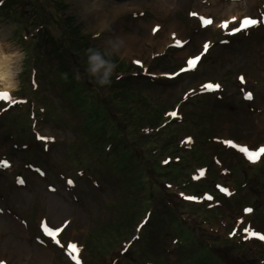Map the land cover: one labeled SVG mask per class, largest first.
Returning <instances> with one entry per match:
<instances>
[{
  "label": "rangeland",
  "instance_id": "1",
  "mask_svg": "<svg viewBox=\"0 0 264 264\" xmlns=\"http://www.w3.org/2000/svg\"><path fill=\"white\" fill-rule=\"evenodd\" d=\"M0 1V45L8 48L6 55L18 59L13 65L15 88L8 93L15 99H27L26 114L38 109L34 101L43 105L42 117L37 114L35 119V133L47 140L44 148L29 135L22 121L28 115L21 108L13 109V116L6 120L10 118L9 123L17 126L26 145L18 144V148L0 132V159L9 161L7 167H0V264H70L66 252L76 253L71 245L79 250L85 242V264L121 263L123 246L135 243L132 237L146 215L166 217L171 203L179 204L176 194L192 195L188 185L195 164L207 161L211 165L215 154L222 166L210 174H219V182L236 193L228 200L232 203L213 212L215 219L204 206L194 211L187 225L195 229L199 241L193 234L181 236L185 250L179 264H261L264 250L257 248L260 251L256 252L251 244L233 248L239 239H229L228 232L234 224L229 220L240 216L242 207L256 206L250 220L264 236V160L249 168L240 151L241 147L249 151L264 148V0H15L17 6L11 12L4 8L7 0ZM165 1L169 3L167 14L160 7ZM113 6L127 11L110 18L104 28L98 27L100 7ZM192 11L213 18V25L203 27L199 18H188ZM247 16L258 18V26L235 38L227 35L236 25L242 30ZM36 19L47 28H36ZM117 35L123 36L126 48L116 59L119 67L112 84L100 87L86 72V51L104 47L109 37ZM205 44L209 45L206 52ZM207 52L210 55L199 68L189 72L186 61ZM61 71L72 78L79 74L89 86L107 94L105 102L99 101L100 93L87 92L80 98L69 92L74 81H59ZM241 76L245 86L238 84ZM205 82L218 84V93L198 95L196 91ZM248 93L255 94L253 102L242 97ZM185 94L194 97L183 103ZM111 108L116 115L139 112L147 120L143 125L158 126L143 135L137 162L143 174H129L127 185L95 159L103 143L115 146ZM174 108L184 121L162 129L167 120L162 121L161 114L174 117ZM185 139L186 149L181 145L177 151V143ZM220 143L232 149L224 151ZM165 157L181 159L176 164L181 171L174 170L178 176L159 171L157 166ZM103 160L109 163L111 154ZM225 168L232 174L221 175ZM169 183L172 189L166 188ZM195 201L188 199L191 204ZM184 204L179 207L191 214L196 205ZM44 225L59 229L57 240L68 250L43 235ZM148 232L144 233L148 241L142 244L146 256L161 264H178L176 251L161 249L159 235ZM130 254L123 257L127 259L123 264L134 263L133 258L129 262Z\"/></svg>",
  "mask_w": 264,
  "mask_h": 264
},
{
  "label": "trees",
  "instance_id": "2",
  "mask_svg": "<svg viewBox=\"0 0 264 264\" xmlns=\"http://www.w3.org/2000/svg\"><path fill=\"white\" fill-rule=\"evenodd\" d=\"M17 4L15 0H7L5 2V9H8L9 12H11L14 8H16ZM3 7V4L1 8ZM35 22L38 23V20L36 19ZM39 25L36 26V28H39L42 26V28H46V24L38 23ZM52 41V40H51ZM54 42V41H52ZM61 50L58 49V52ZM57 52V51H55ZM74 78H72L71 75H66V73L62 72L59 74V81H64V80H70L72 79L74 83L70 87L67 88L69 92L74 91L76 95H78L80 98L83 96L85 97V93L90 92L93 94H98L100 93L102 96L99 97V101L101 103H104L106 95L102 94L99 89H97L95 86H89V84L85 81V79H77V76L74 74ZM132 80V79H131ZM93 85V84H92ZM125 86V84H122ZM127 85V84H126ZM129 87V84L127 85V88ZM99 95V94H98ZM39 97L37 96V100ZM101 99V100H100ZM185 102H187L186 99H184ZM139 104L143 102V99H140ZM137 102V103H138ZM35 106H40L41 104L38 103L37 101H34ZM156 107V106H155ZM38 108V107H37ZM44 107L43 105L41 108H36L32 109V112L34 114H39L42 117L41 110ZM162 110L160 107L157 108ZM34 110V111H33ZM110 111V117L113 121V126L110 127V130L112 133L116 134V142L114 143V147L111 143H103V145L100 147V150L98 153H100L99 156L95 157L96 160H98L100 163L104 164L107 166V171L112 173V175L115 176L116 180L119 181V183L127 185V179L129 178V174H134L138 175L143 174L141 170L138 169L139 165H137V162L139 161V155L141 151V144L143 145L144 143H141L144 140L143 135L150 134L151 131L154 129L158 128V126H153L155 128H151L148 125H143L144 123H147V120L142 116L141 113H133V112H124V113H119V114H113L112 108L108 109ZM29 115V114H26ZM162 117V121L165 119L167 120L166 122L162 123V129H168L171 126H175L176 124L173 125V123H182L184 121L183 115L179 113V117L177 118H172V117H167L165 112L161 114L160 118ZM29 122V117H27V123ZM161 123V122H160ZM27 125V124H26ZM28 128V125H27ZM166 129V130H167ZM140 134L141 138L135 139L132 137L133 134ZM161 131L157 132L159 136L161 135ZM113 139V137H110ZM142 139V140H141ZM181 140L179 144L177 143V151L182 147L181 145H186L185 142H182ZM171 144L172 141L170 142ZM141 146V147H139ZM146 149L145 147H143ZM176 149V148H175ZM186 149V147H185ZM106 150V151H105ZM225 151V149L223 148ZM106 154H111V160L109 163L103 160ZM142 156L145 157V154H142ZM212 158V164L208 163L207 161L202 164H195V173L191 175V181L189 182V187L190 190L192 189L191 193L192 195H185L182 192L176 194L177 199L179 201L178 206L173 205L171 203L170 207L168 209V216L161 218L158 214H154L149 212L145 220H143V223L141 227L136 230V234L134 237H132V240H134V244L127 243L123 246V250L121 251L120 255L121 258L119 262L122 260L121 263L123 264L127 259H124L123 257L128 253L131 252V257L129 259V262L131 259H134L133 264H161L160 261L154 259V258H149L148 260H144L143 257L148 255L147 251L142 247V244H146L148 240H146V236L144 233L147 234V230H149L148 235L150 236L151 234L156 235L158 234V245L160 246L161 244V249L165 251H170L173 252V250L176 251L175 255L177 257V262L178 264L180 263V260L183 255V251L185 250L184 245L182 244L181 241V236L185 234H193L194 236L197 235V232H195L194 228L187 225L189 224V221L193 218L192 216H195L196 213L194 211H197L198 209L203 208V206L208 210V214L211 216L212 219H215L214 216V211H218L219 209L221 210L222 207H227V204L232 203L231 201H228L233 195V190H231L230 186L226 185L225 183L219 182L218 175L219 174H210L212 170H217L218 168L216 167L217 165L221 166L222 160L218 156V154L211 156ZM184 160V159H183ZM175 162L173 166H170L169 168H165L169 166L170 162ZM170 157H165L164 160L162 161V165L158 164V166L155 164V166L158 167L159 171H164L166 175L168 173H172L174 176H178L176 172H174L175 169H178L177 171H181V165H176L181 163L180 158H175L173 159ZM214 165V166H213ZM189 166V165H188ZM164 167V168H163ZM140 171L139 173H137ZM174 172V173H173ZM218 172V171H217ZM222 171H220V174ZM232 172H230L229 175H231ZM131 175V176H135ZM135 177V178H136ZM178 178V177H177ZM157 179V178H156ZM209 182V183H208ZM237 185H239V182H236ZM243 184H247L246 182H243ZM212 187V188H211ZM124 189H127L128 187H123ZM166 188L172 189V185L166 184ZM222 189H227V191H222ZM197 191V192H196ZM154 192V191H153ZM186 197H194L196 200L195 203L191 204L188 203V199ZM211 197V199H208ZM193 200V199H192ZM176 201V202H178ZM152 203V201H151ZM184 203L191 204V205H196L191 208V214H189L186 208H180L179 205L182 207V205H185ZM186 206V205H185ZM178 208V209H177ZM195 210H194V209ZM248 208L251 209L250 212L245 213L243 212V209H241V215L238 216L239 214H236L238 217L234 218V220H229V221H234V224H232L231 229L228 232V238L230 234L233 231H236V234L233 236L236 239L238 238L233 244V248H238L241 249L245 247V244H251L253 246L254 250H257L256 252H259L261 250H264V242L261 239L255 238L252 233H258L257 227L255 226L256 224L250 220V215L254 213V208L256 209V206H248ZM177 209V210H176ZM212 210V211H209ZM187 213H186V212ZM208 217V216H207ZM222 219H224L222 217ZM180 236V237H179ZM196 237L197 241H199V236L198 238ZM142 238V240H140ZM229 238V239H232ZM172 246H175L176 248L174 249ZM259 248V249H257ZM129 249V250H128ZM84 251L85 249L82 250L80 254L81 259V264H85L84 260ZM256 252L254 254V257L256 258ZM140 259H137V258ZM257 259V258H256ZM261 261V264H264V258ZM132 264V263H130Z\"/></svg>",
  "mask_w": 264,
  "mask_h": 264
},
{
  "label": "clouds",
  "instance_id": "3",
  "mask_svg": "<svg viewBox=\"0 0 264 264\" xmlns=\"http://www.w3.org/2000/svg\"><path fill=\"white\" fill-rule=\"evenodd\" d=\"M126 48L120 36L109 37L104 47H90L86 51V72L100 87L110 86L119 67L116 59L121 57ZM79 79V74H77Z\"/></svg>",
  "mask_w": 264,
  "mask_h": 264
},
{
  "label": "snow or ice",
  "instance_id": "4",
  "mask_svg": "<svg viewBox=\"0 0 264 264\" xmlns=\"http://www.w3.org/2000/svg\"><path fill=\"white\" fill-rule=\"evenodd\" d=\"M192 15L195 16L196 13H192ZM201 20L203 21V23H204L205 26L210 25V24L213 23L211 19H205V18L201 17ZM233 20H235V17H233ZM257 23H258V21H257L256 19H252V18H249V17H245V18L243 19V21H242V24H243V26H244L245 28H247V27H249V26H255ZM223 26H226V24L223 25ZM240 30H241V29H236L235 31H240ZM176 43H177V46H181V42H180V41L177 40ZM208 47H209L208 44H205V45H204V51H205V52L207 51ZM199 59H200L199 56H196L195 58L190 59V60L188 61L189 66L192 67V68H195V66H196L197 62L199 61ZM135 63H137V64L139 65V64H140V61L137 60V61H135ZM241 79H243V78H241ZM206 87L209 88V89H213V88H215V89H219L220 86H219L218 84L215 85V86L212 85V84H208ZM11 99H12V97L10 96L9 93H7V92L0 93V100H9V101H10ZM246 99L251 100V99H252V94H251V93H248L247 96H246ZM173 115H175V113H173ZM227 143L232 144L231 141H227ZM233 147H235V145H233ZM240 151L243 152V153L247 156V158H248L250 161H252V162H255L256 159H257L261 154H264V148H260L258 151H249L248 148H246V147H241V148H240ZM0 166H2V167H7V166H8L7 161H4L2 164H0ZM18 182H19V183H23L22 180H18ZM68 183L71 184L72 181L69 180ZM222 191H227V189H222ZM186 199H194V197H186ZM208 199H211V197H209ZM248 211H251V209H248ZM43 231H44V233H45L47 236H49V237H50L53 241H55L57 244L60 243L59 240L56 239L57 234H58V232H59V229L53 230L52 228H49L47 225H44V226H43ZM252 235L258 237V238L261 239V240H264V236H261V235H259L258 233H252ZM71 248H72L74 251H78V250L76 249V246H75V245H71ZM73 258L76 259V257H73ZM76 264H80V261H79L78 259L76 260Z\"/></svg>",
  "mask_w": 264,
  "mask_h": 264
},
{
  "label": "bare ground",
  "instance_id": "5",
  "mask_svg": "<svg viewBox=\"0 0 264 264\" xmlns=\"http://www.w3.org/2000/svg\"><path fill=\"white\" fill-rule=\"evenodd\" d=\"M88 2H85V3H88ZM168 4H169L168 1H165L162 4V6H160V7L163 10H165V9H167V8H165V6ZM123 11H127V8L124 9V8H120L119 6H117V7L113 6L111 9L108 7H105V8L100 7V9L98 11L99 15L97 17L98 20L96 19V21H98L96 25L98 27L104 28L110 18H115L119 13H121ZM166 14H167V11H166ZM199 14H200V16L203 15L201 13H199ZM170 31L172 33L174 31V29H171ZM122 38H123V36H122ZM128 44H131V42H129ZM7 49L8 48L0 45V93H3V92L8 93V92H11L12 90H14V88H15L14 79H15L16 73L14 71L13 65L18 62V59L15 55H6L4 53V50H7ZM7 250L9 251L10 248L9 249L7 248ZM10 253H15V251L14 252L12 251ZM5 255H6V257L9 258L8 252H5ZM1 259L2 258L0 257V262L2 261Z\"/></svg>",
  "mask_w": 264,
  "mask_h": 264
}]
</instances>
